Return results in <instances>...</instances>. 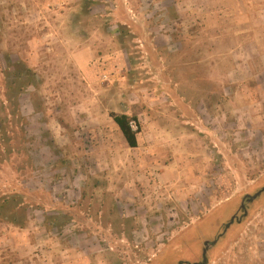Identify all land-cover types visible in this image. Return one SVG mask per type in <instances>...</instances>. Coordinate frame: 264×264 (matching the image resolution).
<instances>
[{
	"label": "rangeland",
	"instance_id": "1",
	"mask_svg": "<svg viewBox=\"0 0 264 264\" xmlns=\"http://www.w3.org/2000/svg\"><path fill=\"white\" fill-rule=\"evenodd\" d=\"M31 2L0 0V264H264V193L222 234L264 187V0Z\"/></svg>",
	"mask_w": 264,
	"mask_h": 264
},
{
	"label": "trees",
	"instance_id": "2",
	"mask_svg": "<svg viewBox=\"0 0 264 264\" xmlns=\"http://www.w3.org/2000/svg\"><path fill=\"white\" fill-rule=\"evenodd\" d=\"M94 1V0H92ZM16 68V67H15ZM24 68V67H23ZM15 80L11 83V88L14 89L19 87V92L23 91L28 85H35V74L32 72L31 68L19 69L15 74ZM21 83L23 86H21ZM111 118L121 131L123 137L125 138L127 144L131 148L138 147V134L141 132V123L136 116H129L125 113H110ZM132 122H135L137 128L132 126ZM12 199H5L0 203V213L2 216H10L9 221L20 225L17 216L18 208L14 207Z\"/></svg>",
	"mask_w": 264,
	"mask_h": 264
},
{
	"label": "flooded vegetation",
	"instance_id": "3",
	"mask_svg": "<svg viewBox=\"0 0 264 264\" xmlns=\"http://www.w3.org/2000/svg\"><path fill=\"white\" fill-rule=\"evenodd\" d=\"M263 193H264V187L261 188L260 190H258V192H256V194H254V195H250V194L245 195L242 198V201H241L239 208H237L238 210H236L235 213L232 214L231 221L224 226L222 234L224 232L226 233L235 222L240 221L244 216H246L247 212H248L249 205L256 198L261 196ZM215 243H216V241L211 242L209 240H206L205 246L202 250V261H200V262H198V261L197 262H189V264H206L208 261L207 254H208L209 250L215 245Z\"/></svg>",
	"mask_w": 264,
	"mask_h": 264
},
{
	"label": "crops",
	"instance_id": "4",
	"mask_svg": "<svg viewBox=\"0 0 264 264\" xmlns=\"http://www.w3.org/2000/svg\"><path fill=\"white\" fill-rule=\"evenodd\" d=\"M24 4L27 5V7H29V6L34 7L33 4H32V2H31V0H24ZM29 9H30V7H29ZM34 10H36V9H34ZM110 121H111V120H110ZM112 121H113V119H112ZM114 123H115V122H114Z\"/></svg>",
	"mask_w": 264,
	"mask_h": 264
},
{
	"label": "built area",
	"instance_id": "5",
	"mask_svg": "<svg viewBox=\"0 0 264 264\" xmlns=\"http://www.w3.org/2000/svg\"><path fill=\"white\" fill-rule=\"evenodd\" d=\"M132 126L135 127V122H132Z\"/></svg>",
	"mask_w": 264,
	"mask_h": 264
}]
</instances>
